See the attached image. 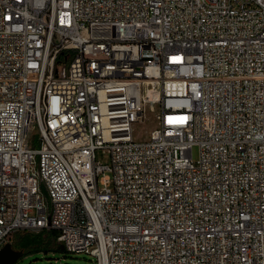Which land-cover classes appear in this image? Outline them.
<instances>
[{
    "label": "built area",
    "instance_id": "1",
    "mask_svg": "<svg viewBox=\"0 0 264 264\" xmlns=\"http://www.w3.org/2000/svg\"><path fill=\"white\" fill-rule=\"evenodd\" d=\"M51 230L92 264H264V0H0V248Z\"/></svg>",
    "mask_w": 264,
    "mask_h": 264
},
{
    "label": "rangeland",
    "instance_id": "2",
    "mask_svg": "<svg viewBox=\"0 0 264 264\" xmlns=\"http://www.w3.org/2000/svg\"><path fill=\"white\" fill-rule=\"evenodd\" d=\"M155 124L153 115L149 110L148 119L143 124H140L137 130H152L155 127ZM192 153L194 160H197L199 157V147L197 145L193 146ZM98 157L104 161H108L107 156L101 155L100 152L98 153ZM24 233V231L15 233L10 238V242L13 243L17 237ZM56 245L59 244L56 242ZM92 260V256L90 255L68 252L65 248H55L49 251L32 252L22 256L13 264H92Z\"/></svg>",
    "mask_w": 264,
    "mask_h": 264
},
{
    "label": "trees",
    "instance_id": "3",
    "mask_svg": "<svg viewBox=\"0 0 264 264\" xmlns=\"http://www.w3.org/2000/svg\"><path fill=\"white\" fill-rule=\"evenodd\" d=\"M58 230L25 232L17 237L12 243L13 247L23 252L22 256L38 251H49L55 248H64L62 243L57 241ZM56 242L59 245H56Z\"/></svg>",
    "mask_w": 264,
    "mask_h": 264
},
{
    "label": "water",
    "instance_id": "4",
    "mask_svg": "<svg viewBox=\"0 0 264 264\" xmlns=\"http://www.w3.org/2000/svg\"><path fill=\"white\" fill-rule=\"evenodd\" d=\"M23 255L21 250L13 247L12 242L8 241L0 248V264H13Z\"/></svg>",
    "mask_w": 264,
    "mask_h": 264
}]
</instances>
